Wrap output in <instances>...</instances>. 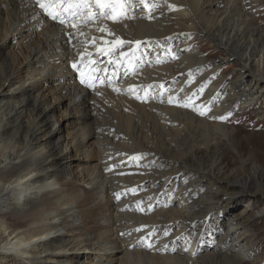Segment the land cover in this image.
<instances>
[{
    "label": "bare ground",
    "instance_id": "bare-ground-1",
    "mask_svg": "<svg viewBox=\"0 0 264 264\" xmlns=\"http://www.w3.org/2000/svg\"><path fill=\"white\" fill-rule=\"evenodd\" d=\"M122 4L115 21L95 7L99 18L88 19L81 6L60 23L35 0H0L1 260L200 264L197 245L216 196L247 185H218L223 143L203 132L225 131L234 145L236 130L218 118L239 115L245 94L242 111L259 104L252 100L264 90V31L254 12L262 0ZM195 34L239 58V80L227 86L203 75L209 58L189 44ZM176 36L185 40L183 57L182 47L164 49ZM189 78L198 79L183 92ZM263 176L258 170L253 180L257 193ZM234 228L204 264H241L249 255Z\"/></svg>",
    "mask_w": 264,
    "mask_h": 264
},
{
    "label": "rangeland",
    "instance_id": "rangeland-1",
    "mask_svg": "<svg viewBox=\"0 0 264 264\" xmlns=\"http://www.w3.org/2000/svg\"><path fill=\"white\" fill-rule=\"evenodd\" d=\"M259 8L254 13L264 31V0H262ZM135 10L141 11L142 8L140 9L139 6ZM189 40L191 41L190 45L200 48L202 53L209 58L207 62L202 64L203 67L207 66L204 68L203 75L211 73L214 75L216 82L223 80L227 86L239 80V58L237 56L226 57L228 52L221 45V41L215 42L210 39H203L198 34L191 36ZM174 43L176 46H168V43H165V51L168 53L175 47H182L180 56L183 57L184 54L182 55V53L187 50L183 46V43H185L184 38L179 39V36H176ZM196 79L198 78H189L186 82L187 87L183 92L195 83ZM247 81L249 82L250 78ZM155 92L156 90H153V93ZM259 92L255 99L252 100V103H259L256 104L258 105L255 107L256 109L249 112L240 109L244 102L249 99V95L245 94L242 98H238L239 103L235 105V112L239 115H229L226 119L229 127L236 130L234 145L228 142V133L225 131L212 132L205 130L203 132L205 137L216 134L214 137L216 136L223 143L221 149L224 153L223 162H225L222 164V167L225 169V172L221 173L218 185L221 187L229 184V180L230 182H241L247 185L245 187L242 185L243 187L240 188V191L233 190L234 194L228 195V192H220L216 196L214 201L216 206L215 214L212 217L213 219H210L209 224L204 228L197 245L198 256L202 258L200 264H204V260L207 259V251L210 253L214 252L212 248L213 246H217L218 240L227 231L226 228L234 225L235 228L232 232H234L235 236L243 239L242 244H247L244 250L249 251V255L241 260V264H264V191L257 193L255 190L257 186L253 185L256 184L253 180L256 181L258 179V170L262 171L264 175V90L260 91L259 89ZM166 95L167 93H164L163 97ZM59 135L60 133L56 137ZM67 160L69 161L70 159L68 158ZM245 179L247 180L246 182L244 181ZM260 179L264 183V176L260 177ZM209 183H211L210 179L202 186V192L207 190ZM157 188L160 189L158 192L160 196L165 198L171 196L169 188L160 186ZM233 188L234 186L230 185L229 192ZM158 210L159 208L150 214L154 215ZM215 218H219V221ZM180 246L181 240L179 243L177 242L176 248L179 249ZM233 254L235 255V253ZM0 264L26 263L0 259Z\"/></svg>",
    "mask_w": 264,
    "mask_h": 264
},
{
    "label": "snow or ice",
    "instance_id": "snow-or-ice-1",
    "mask_svg": "<svg viewBox=\"0 0 264 264\" xmlns=\"http://www.w3.org/2000/svg\"><path fill=\"white\" fill-rule=\"evenodd\" d=\"M144 0H141V3H143ZM35 3L39 5L41 9H43L53 20H59L60 23H65V20L63 19V15L65 12H67L70 16L76 14L75 10L80 8L81 6L88 9V19H95L99 17L113 19L114 21L118 18L119 15H123L122 11L118 10L117 5L119 6V9L123 8L122 0H116V3H113L112 0H94V3L92 5H89L88 3L84 2V0H81L80 3L73 4L71 0L64 5L63 0H35ZM92 7H95L99 11V17H97L96 13L92 11ZM145 7L147 5L145 4ZM108 8L110 11L105 12L103 9ZM75 26V25H73ZM103 31L104 29H100ZM118 43H123L122 41H117ZM73 67H76L74 64ZM84 74L81 73V82L82 83H88V80L83 78ZM89 87H92L90 83H88ZM139 98V97H137ZM172 102L171 100L169 101ZM182 106L188 107L189 104L185 103ZM200 115H205L204 111L200 112ZM230 115V114H229ZM218 119L224 120L227 119V117H219ZM148 247H151V245H148Z\"/></svg>",
    "mask_w": 264,
    "mask_h": 264
}]
</instances>
